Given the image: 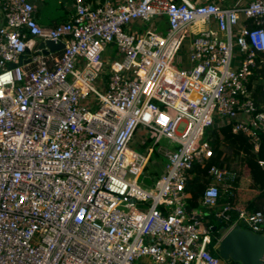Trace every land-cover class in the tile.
Segmentation results:
<instances>
[{
  "label": "built area",
  "instance_id": "obj_1",
  "mask_svg": "<svg viewBox=\"0 0 264 264\" xmlns=\"http://www.w3.org/2000/svg\"><path fill=\"white\" fill-rule=\"evenodd\" d=\"M0 1V76L12 73L0 85V264H223L209 249L216 208L226 230L264 234V210L217 207L237 172L211 164L207 138L231 123L260 149L249 85L264 0H73L71 19L47 28L28 0ZM47 40L64 48L45 55ZM149 139L167 159L153 192L138 185L153 148L132 149ZM194 166L210 182L189 212Z\"/></svg>",
  "mask_w": 264,
  "mask_h": 264
},
{
  "label": "trees",
  "instance_id": "obj_2",
  "mask_svg": "<svg viewBox=\"0 0 264 264\" xmlns=\"http://www.w3.org/2000/svg\"><path fill=\"white\" fill-rule=\"evenodd\" d=\"M263 81L264 53H260L256 58V66L253 68V75L250 78L249 85L251 98L255 101L259 111H264ZM207 138L214 154L211 164L237 172V178L233 183V195L230 197L222 195L217 207L219 208L226 204L238 205L242 199L248 198L244 203L246 210L250 212L261 210L255 204L254 198H250L249 192L255 194L257 198H264V170L258 163L263 158L264 134H262L259 150L254 149L249 138L243 133H233L231 123H225L210 129L207 132ZM156 155L158 157L161 154L156 153ZM147 170L148 167L145 168L142 177L147 174ZM153 174L155 177H159L157 172ZM209 182L210 176L208 175L207 168L194 166L189 172V178L185 187L188 196L186 207L189 212L201 207L202 196ZM216 210L217 208L210 211L208 215L209 224L212 227H217V230L222 226L228 227V224L223 221L218 222V219L215 218L214 214ZM221 236L217 231H211L209 249L217 257H219L218 251L214 249V246Z\"/></svg>",
  "mask_w": 264,
  "mask_h": 264
},
{
  "label": "water",
  "instance_id": "obj_3",
  "mask_svg": "<svg viewBox=\"0 0 264 264\" xmlns=\"http://www.w3.org/2000/svg\"><path fill=\"white\" fill-rule=\"evenodd\" d=\"M39 48L43 49L45 55H48L60 52L64 48V44L47 40L41 42ZM25 57L20 59L17 64H11L10 68L27 62ZM218 222L221 221L218 220ZM212 231H217L222 235L217 244L218 256L222 261L239 264H264V234L254 233L245 228L244 221H240L228 230L222 226L218 230L217 227H212Z\"/></svg>",
  "mask_w": 264,
  "mask_h": 264
},
{
  "label": "crops",
  "instance_id": "obj_4",
  "mask_svg": "<svg viewBox=\"0 0 264 264\" xmlns=\"http://www.w3.org/2000/svg\"><path fill=\"white\" fill-rule=\"evenodd\" d=\"M36 9L34 18L41 27H55L56 25L67 22L73 14V0H28ZM252 0H213L219 6L228 7L235 4L246 5ZM4 14L0 1V28L4 25ZM264 84V81L262 82ZM247 174V173H246ZM250 198H254L255 204L264 210V198H257L255 194L249 192ZM242 199L238 205L244 208L247 200Z\"/></svg>",
  "mask_w": 264,
  "mask_h": 264
},
{
  "label": "rangeland",
  "instance_id": "obj_5",
  "mask_svg": "<svg viewBox=\"0 0 264 264\" xmlns=\"http://www.w3.org/2000/svg\"><path fill=\"white\" fill-rule=\"evenodd\" d=\"M152 26V23L147 24L145 27L146 28H150ZM158 32H160L158 30ZM161 33V32H160ZM163 34L165 32H162ZM235 52H237V49L235 50ZM110 59V56H109ZM184 128V124H181L178 128V132H182ZM135 143L136 146L138 145V141L140 139V137L136 136L135 138ZM162 145L166 146L167 142L165 140L162 141ZM150 148H153V153H152V157L150 159V161L147 163L148 170H147V174L144 175L143 177L141 176L138 180V185L146 190L149 191H155V188L157 186V179L159 177H161L163 174H165V167H166V163H167V159L165 158V156L159 151L162 146L159 143L158 145L154 144V140L153 139H149L146 141V143L142 146V147H132V149L144 153L146 154ZM175 149V146L172 148ZM156 153H160L161 155H159L157 157ZM157 172L159 174V177H155L153 173ZM154 183V185H152ZM139 206V204H138ZM207 211V210H205ZM209 212V211H207ZM221 259V258H220ZM145 260V259H143ZM222 261V259H221ZM137 264H141L140 262H136Z\"/></svg>",
  "mask_w": 264,
  "mask_h": 264
},
{
  "label": "clouds",
  "instance_id": "obj_6",
  "mask_svg": "<svg viewBox=\"0 0 264 264\" xmlns=\"http://www.w3.org/2000/svg\"><path fill=\"white\" fill-rule=\"evenodd\" d=\"M11 76H12L11 72L5 73L3 76H0V85H2L4 83H10L11 82Z\"/></svg>",
  "mask_w": 264,
  "mask_h": 264
}]
</instances>
